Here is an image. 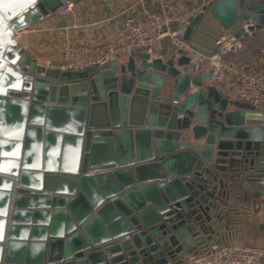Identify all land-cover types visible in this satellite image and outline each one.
I'll list each match as a JSON object with an SVG mask.
<instances>
[{
    "label": "water",
    "instance_id": "obj_1",
    "mask_svg": "<svg viewBox=\"0 0 264 264\" xmlns=\"http://www.w3.org/2000/svg\"><path fill=\"white\" fill-rule=\"evenodd\" d=\"M74 1L0 0V264H182L222 244L236 200L261 209L264 115L196 72L202 15L165 57L40 64L17 34ZM205 12L237 40L264 28V0Z\"/></svg>",
    "mask_w": 264,
    "mask_h": 264
},
{
    "label": "built area",
    "instance_id": "obj_2",
    "mask_svg": "<svg viewBox=\"0 0 264 264\" xmlns=\"http://www.w3.org/2000/svg\"><path fill=\"white\" fill-rule=\"evenodd\" d=\"M215 1L217 0H203L202 7L195 10L175 2L167 10L150 12L139 18H127L113 43L100 47L64 49V63L54 68L63 71L82 70L109 61H124L137 50L147 52L154 58L162 57V55L158 56L157 50H161L165 44L169 46L175 44L179 49L189 48L184 43L183 36L190 21L202 15ZM72 12L73 3L57 14L66 17ZM20 35L21 33L17 34V39H20ZM262 37L254 41L250 50H247V61L254 62L253 70L235 73L229 80H227L229 69L227 58L242 49L241 39L237 40L230 34L223 35L216 41L212 52L200 54L201 64L196 61L199 55L196 54L197 50L191 58L196 65V72L209 73L211 83L227 97L247 103L254 111L264 115V35ZM263 198L260 206L264 204ZM182 264H264V235L262 244L257 247L225 241L222 244L209 246L198 255L189 256Z\"/></svg>",
    "mask_w": 264,
    "mask_h": 264
},
{
    "label": "crops",
    "instance_id": "obj_3",
    "mask_svg": "<svg viewBox=\"0 0 264 264\" xmlns=\"http://www.w3.org/2000/svg\"><path fill=\"white\" fill-rule=\"evenodd\" d=\"M175 2L182 3L190 10L200 9L203 5V0H75L71 15L65 17L57 14L55 18L31 31L21 33L19 42L40 64L50 68H52L50 64L61 66L64 63L63 45L66 42L75 45L109 43L117 38L127 18H139L150 12L167 10ZM240 30L239 23L231 30H225L208 12H204L191 40L197 45L198 64H201L200 54L212 52L215 48L214 42L220 36L227 34L235 36ZM256 34L241 38L242 49L227 58L229 64L227 80L236 72L253 70L254 62L247 61V50H250L253 42L264 33L258 30ZM165 46L169 48V45L165 44L161 50H157L158 56L165 57L163 54ZM41 58L50 60V64L47 65ZM249 211L243 216L242 233L233 236L230 231L228 236L234 244L257 247L262 244L264 235V204L259 212H255L251 207Z\"/></svg>",
    "mask_w": 264,
    "mask_h": 264
},
{
    "label": "trees",
    "instance_id": "obj_4",
    "mask_svg": "<svg viewBox=\"0 0 264 264\" xmlns=\"http://www.w3.org/2000/svg\"><path fill=\"white\" fill-rule=\"evenodd\" d=\"M259 33H262V32H259ZM261 38H263V37L262 36L258 37V39H261ZM233 206L235 207L236 211H235V214H234L233 219H232L231 232L234 234L233 236H236V235H239L240 233H242V230H243V216L246 213V210L242 207L244 206L247 208V206H249V204L247 202V206H246L245 204H242L241 202H238L236 200L235 203L233 204ZM230 240H231L230 237H228L226 239V241H230Z\"/></svg>",
    "mask_w": 264,
    "mask_h": 264
},
{
    "label": "rangeland",
    "instance_id": "obj_5",
    "mask_svg": "<svg viewBox=\"0 0 264 264\" xmlns=\"http://www.w3.org/2000/svg\"><path fill=\"white\" fill-rule=\"evenodd\" d=\"M223 36V35H222ZM221 37V36H220ZM219 39V38H218ZM217 39V40H218ZM216 40V41H217ZM114 41V40H113ZM113 41H111V42H109V43H105V44H93V45H89V44H73V43H71V42H66L64 45H63V47H64V49H66L67 50V48H72V47H74V48H79V47H81V48H84V47H89V46H92V47H94V46H98V47H100V46H104V45H106V44H111V43H113ZM216 41L214 42L215 44H216ZM46 51V50H45ZM64 52H65V50H63ZM63 58H64V53H63ZM42 59H44V63H47V65H49L50 64V60H45L46 58H41V61H42ZM50 66L51 67H55V66H53V65H51L50 64ZM245 72H247V71H240V73H245ZM236 73H238V72H236ZM231 76H234V75H231ZM230 76V77H231ZM263 181V180H262ZM262 183H264V181L263 182H261V184ZM264 189H262V191H263ZM263 198V197H262ZM264 199V198H263ZM249 206H248V211L246 210V215H247V213H249L250 211H249ZM247 246H250V245H247Z\"/></svg>",
    "mask_w": 264,
    "mask_h": 264
},
{
    "label": "flooded vegetation",
    "instance_id": "obj_6",
    "mask_svg": "<svg viewBox=\"0 0 264 264\" xmlns=\"http://www.w3.org/2000/svg\"><path fill=\"white\" fill-rule=\"evenodd\" d=\"M17 40L19 41V39H17ZM261 153L262 152H260V154L258 155V157H256V160H259L261 158Z\"/></svg>",
    "mask_w": 264,
    "mask_h": 264
},
{
    "label": "bare ground",
    "instance_id": "obj_7",
    "mask_svg": "<svg viewBox=\"0 0 264 264\" xmlns=\"http://www.w3.org/2000/svg\"><path fill=\"white\" fill-rule=\"evenodd\" d=\"M253 179V178H252ZM259 182H260V184H261V182H263L262 180H259Z\"/></svg>",
    "mask_w": 264,
    "mask_h": 264
}]
</instances>
